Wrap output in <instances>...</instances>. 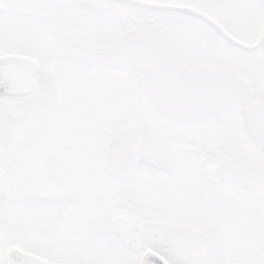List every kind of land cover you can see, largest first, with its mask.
Wrapping results in <instances>:
<instances>
[{
  "label": "snow or ice",
  "instance_id": "6c2138e0",
  "mask_svg": "<svg viewBox=\"0 0 264 264\" xmlns=\"http://www.w3.org/2000/svg\"><path fill=\"white\" fill-rule=\"evenodd\" d=\"M0 264H264V0H0Z\"/></svg>",
  "mask_w": 264,
  "mask_h": 264
}]
</instances>
